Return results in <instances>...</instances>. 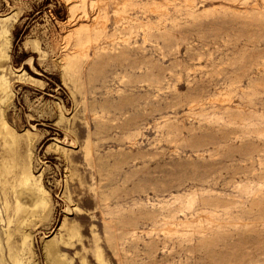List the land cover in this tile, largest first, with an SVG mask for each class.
<instances>
[{
    "label": "rangeland",
    "instance_id": "1",
    "mask_svg": "<svg viewBox=\"0 0 264 264\" xmlns=\"http://www.w3.org/2000/svg\"><path fill=\"white\" fill-rule=\"evenodd\" d=\"M1 264H264V0H0Z\"/></svg>",
    "mask_w": 264,
    "mask_h": 264
},
{
    "label": "bare ground",
    "instance_id": "2",
    "mask_svg": "<svg viewBox=\"0 0 264 264\" xmlns=\"http://www.w3.org/2000/svg\"><path fill=\"white\" fill-rule=\"evenodd\" d=\"M1 264V263H0Z\"/></svg>",
    "mask_w": 264,
    "mask_h": 264
}]
</instances>
